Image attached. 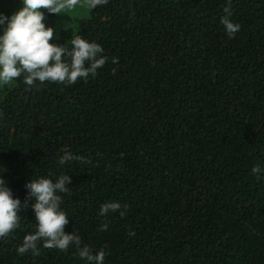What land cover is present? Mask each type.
I'll use <instances>...</instances> for the list:
<instances>
[{"label":"trees","instance_id":"trees-1","mask_svg":"<svg viewBox=\"0 0 264 264\" xmlns=\"http://www.w3.org/2000/svg\"><path fill=\"white\" fill-rule=\"evenodd\" d=\"M225 6L108 0L87 6L74 31L43 10L50 43L71 51L74 33L108 60L87 82L29 87L21 75L3 85L0 179L23 210L0 239V264H87L74 246L17 252L37 230L25 185L61 175L72 180L58 193L65 232L105 250L104 264H264V0H232L235 38L221 24ZM65 152L86 162L60 165ZM109 201L127 215L98 216Z\"/></svg>","mask_w":264,"mask_h":264},{"label":"clouds","instance_id":"clouds-1","mask_svg":"<svg viewBox=\"0 0 264 264\" xmlns=\"http://www.w3.org/2000/svg\"><path fill=\"white\" fill-rule=\"evenodd\" d=\"M89 8L95 9L103 6L108 0H83ZM23 7L10 18L0 13V26L4 34L0 36V84L7 85L13 80L24 75V83L31 87L34 82L63 84L64 86L74 85L83 78L87 82L91 76L93 79L97 75V70L102 68L108 57L103 55L104 49L95 42H88L79 35L73 33L71 40L72 49L69 51L66 46H56L50 41L54 38L55 30L46 27L45 15L42 9H46L50 14H60L62 11L74 9L81 4V0H22ZM232 0H227L224 7V16L221 24L229 38H235L241 26L232 22L231 17ZM67 55L71 62L67 63L62 58ZM113 64H118L117 58L112 59ZM87 64V66H86ZM113 75L116 69L112 70ZM77 160L86 162L82 156H74L65 152L59 158V164ZM261 168L255 166L251 174L259 179ZM72 180L68 175H61L54 183L51 179H32L25 185L28 190V198L23 207L29 206L28 200L34 198L35 203L31 205L35 212L37 230L34 234L25 236L21 246L17 248L20 256L28 252L34 257L40 253V243L43 242L45 249H58L68 252L74 246L76 254L87 261V264H104L108 255L101 249L95 255L88 245L82 244L80 235L76 232L67 234L65 227L69 219L65 212L60 210L62 196L58 193L67 194ZM128 205H121L119 202L109 201L104 203L98 213L100 217H107L111 213L119 211L123 218L127 215ZM123 209V210H121ZM21 201L13 199L12 191L6 186V182L0 179V239L10 236L14 230L20 227L21 217L18 215L22 211ZM101 231L108 230V224L102 223ZM129 237L136 235L135 231L129 230Z\"/></svg>","mask_w":264,"mask_h":264},{"label":"rangeland","instance_id":"rangeland-1","mask_svg":"<svg viewBox=\"0 0 264 264\" xmlns=\"http://www.w3.org/2000/svg\"><path fill=\"white\" fill-rule=\"evenodd\" d=\"M23 7L22 0H0V13L7 17H11L13 14L21 10ZM42 9L41 11H43ZM49 14L48 11H46ZM87 16V5L81 0V4L77 5L74 9L62 11L60 14H52L49 17L53 23L62 26L66 31H74L77 26V20ZM48 17V15L45 16ZM0 26V36L4 34L3 28ZM3 84H0V91Z\"/></svg>","mask_w":264,"mask_h":264}]
</instances>
